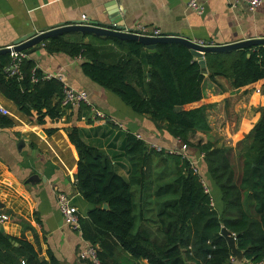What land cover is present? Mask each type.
I'll return each instance as SVG.
<instances>
[{
	"label": "trees",
	"instance_id": "16d2710c",
	"mask_svg": "<svg viewBox=\"0 0 264 264\" xmlns=\"http://www.w3.org/2000/svg\"><path fill=\"white\" fill-rule=\"evenodd\" d=\"M41 48L49 55L80 57L86 79L200 153L220 193L218 214L186 158L156 152L131 134L119 148L128 163L123 178L101 151L82 141L75 126L68 128L66 138L76 154L73 188L90 206L78 216L80 236L97 247L99 264H118L116 255L125 264H233L221 228L234 236L242 261L264 264V45L203 55L208 81L220 78L241 94L257 90L260 96V118L241 142L237 177L228 148L189 143L208 127L201 103L204 77L186 47L159 43L149 53L135 41L71 32L43 41ZM9 64V54H1L0 97L51 136L64 115L61 83L42 79L27 57L20 61V78L4 71ZM0 127L16 130L7 116L0 117ZM0 264L59 263L48 248L41 252L21 233L8 239L0 234Z\"/></svg>",
	"mask_w": 264,
	"mask_h": 264
},
{
	"label": "crops",
	"instance_id": "0c3cea01",
	"mask_svg": "<svg viewBox=\"0 0 264 264\" xmlns=\"http://www.w3.org/2000/svg\"><path fill=\"white\" fill-rule=\"evenodd\" d=\"M231 1L208 0L204 13L198 16L186 8L187 0H0V50L30 33L39 35L79 22L82 17L100 25L120 17L127 29L140 25L156 29L160 36L173 35L206 46L264 39V0L252 11L243 4L232 8ZM41 46L27 59L42 75L59 76L72 89L85 91L89 106L64 107V115L55 125L58 130L45 137L0 97V106L16 127L15 131L0 127V216L6 217L1 226L9 236L22 233L41 252L48 248L59 264H89L78 258L87 243L63 223L56 208V195L62 193L71 198L78 216L84 217L90 209L73 188L76 154L66 130L75 126L82 141L101 151L123 178L128 163L119 148L125 134L138 136L146 146L158 147L165 154L180 150L182 143L160 124L132 113L114 95L86 79L80 72V61L62 54L49 55ZM201 103L208 130L196 132L190 143L228 148L237 177L241 142L260 118L259 93L251 90L241 94L220 78L211 83L206 73ZM94 110L103 118H95ZM19 142L22 145L18 146ZM199 154L189 147L182 152L188 162L196 163L211 206L219 214L220 193L208 178ZM31 177L34 179L28 182Z\"/></svg>",
	"mask_w": 264,
	"mask_h": 264
},
{
	"label": "water",
	"instance_id": "95a60500",
	"mask_svg": "<svg viewBox=\"0 0 264 264\" xmlns=\"http://www.w3.org/2000/svg\"><path fill=\"white\" fill-rule=\"evenodd\" d=\"M122 30L123 27L120 17H114L110 21V24L107 25H102V24L100 25V24H95L81 20L79 22L70 25L60 26L51 29L39 35L30 33L29 35H26L25 37H21L16 41H14L11 47L1 49L0 55L10 54L12 52H23L26 56H29L33 52L39 50V45L43 41L61 34L77 32L80 34H91L97 37L114 38L120 41H126V40L135 41L140 45H142L144 49L149 53H153L154 46L159 43H173V44L182 45L186 47L189 50L190 54L197 60V63L200 68V74L201 76L204 77L206 75V70L203 61V55L205 53H225L232 50L245 49L253 46L264 45V39H259V40L242 41L239 43H234L224 46H198L192 41L173 35H165L156 38H150V37L137 36L129 33H122L121 32ZM20 145H22V142H19L18 146ZM32 179H34V177H31L28 182H31ZM102 209H106V205H102ZM0 234L3 235L6 239H8V235L4 232L1 224H0ZM220 235L225 240L226 245L229 248L232 257L234 258L233 264H242V253L235 248L234 236L228 231H226V229L224 228L220 229ZM13 245L15 246V244Z\"/></svg>",
	"mask_w": 264,
	"mask_h": 264
},
{
	"label": "built area",
	"instance_id": "2783aa9c",
	"mask_svg": "<svg viewBox=\"0 0 264 264\" xmlns=\"http://www.w3.org/2000/svg\"><path fill=\"white\" fill-rule=\"evenodd\" d=\"M208 0H187L186 8L193 12L194 14L201 16L204 13L205 4ZM261 0H232L230 3V7H235L236 5L243 4L247 7L249 11H252L255 7H257L260 4ZM80 20L85 21V19L82 17ZM122 33H129L137 36H143V37H150V38H156L159 37V32L156 29H148L143 26L137 25L134 26L132 29H127L123 27ZM195 43V42H193ZM198 46H206L202 43H195ZM10 56V64L8 67L4 70L8 76L16 75L20 78L19 74V64L20 61L27 56L23 52H12L9 54ZM76 61H80V57L74 58ZM42 79H56L61 83V93H62V99L60 102L61 107H68V106H89L88 97L85 91L83 90H74L68 85L64 84L61 77L56 75H42ZM36 78L31 76V82H35ZM7 111L0 106V116H7ZM93 116L95 118L102 119L103 116L101 113L97 111H93ZM136 139H138V136H135ZM150 149H153L156 152H160V148L155 146H148ZM186 150V146L182 144L180 150L176 152H168L167 154H176L180 155L181 157H184L182 155V152ZM185 158V157H184ZM199 158L202 159V155L199 154ZM190 167L192 168L193 172H198L196 163L195 162H189ZM200 183L202 185L203 192L208 195V188L203 181V179H200ZM210 204L211 200H210ZM56 208L57 211L63 221V223L70 228L71 231H73L76 234H80V227L78 222V213L75 209V207L71 203V198L62 193H58L56 195ZM6 221V217L0 216V224ZM96 246H90L87 244V246L84 248L82 252L78 254L79 259L86 260L89 264H99L98 259L96 257Z\"/></svg>",
	"mask_w": 264,
	"mask_h": 264
},
{
	"label": "rangeland",
	"instance_id": "374dc122",
	"mask_svg": "<svg viewBox=\"0 0 264 264\" xmlns=\"http://www.w3.org/2000/svg\"><path fill=\"white\" fill-rule=\"evenodd\" d=\"M190 140L193 142L194 141V137L191 138ZM190 140H189V143H190ZM158 170L160 171V167L158 168ZM115 259H116L118 264H125V260L123 259V257L121 255H116Z\"/></svg>",
	"mask_w": 264,
	"mask_h": 264
}]
</instances>
